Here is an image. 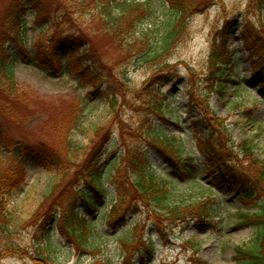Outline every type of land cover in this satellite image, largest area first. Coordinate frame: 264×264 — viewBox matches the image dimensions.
<instances>
[{
  "label": "rangeland",
  "instance_id": "obj_1",
  "mask_svg": "<svg viewBox=\"0 0 264 264\" xmlns=\"http://www.w3.org/2000/svg\"><path fill=\"white\" fill-rule=\"evenodd\" d=\"M13 1L0 0V28ZM21 1L28 9L26 33L22 43L10 38L18 55L16 85L7 84L10 96L0 99V159L6 169L13 168L20 145L43 147L50 154L43 163H21L23 183L5 203L10 230L0 233V264H237L235 248L250 246L256 236L254 228L239 223L238 215L253 212L254 205L242 206L235 187L215 172H205L193 136L199 132L215 140L223 148L216 154L224 155L241 176L258 175V164L264 162V11L254 0H195L172 46L150 61L147 53L163 47V35L175 16L165 0H149V17L129 39L111 31L99 7L106 1L89 0L86 10L79 7L83 0ZM124 1L112 0L115 12ZM69 38L76 46L56 45ZM39 46L54 68L39 64ZM220 47L232 60L217 75L213 91L211 54ZM78 56L89 62L85 72L98 69L103 75L97 91L96 83L68 69L71 60L77 66ZM108 96L117 98L115 109ZM160 104L166 106L165 114L154 109ZM150 126L156 134L187 129L180 141L186 148L180 162L187 167L191 156L197 178H177L178 184L169 179L177 168L144 140ZM128 147L149 154L151 172L159 179L168 176L172 202L191 205L186 221L168 220L169 214L160 209L157 215L150 212L133 189L132 177L120 167L117 180L130 190L126 202L114 206L115 218L126 216L127 223L109 229L106 217L119 198L112 185L117 172L113 166ZM92 153L103 155L104 197L89 186L94 172L76 173ZM78 190L95 197L98 209L91 216L92 236L83 246L65 238L55 209L61 203L83 205ZM201 205L214 214L211 223L196 217L209 216L196 214ZM46 221L45 231H40ZM9 244L19 251H6ZM46 250L48 259L42 261L39 253Z\"/></svg>",
  "mask_w": 264,
  "mask_h": 264
},
{
  "label": "trees",
  "instance_id": "obj_2",
  "mask_svg": "<svg viewBox=\"0 0 264 264\" xmlns=\"http://www.w3.org/2000/svg\"><path fill=\"white\" fill-rule=\"evenodd\" d=\"M102 2L106 1V3L101 4L99 7L104 9L102 14L106 21L110 23L109 27L112 32L116 33L117 36L121 37L128 35V39L133 36L136 30L141 26V24L145 21L143 18L149 17L150 11L148 9L149 0H125L121 4V11L115 12L112 3V0H101ZM166 3L169 4V8L175 12V16L173 18L172 24L167 28L165 34L163 35L162 43L163 47L159 48L156 51H149L147 53L150 61H157L162 56V53L167 51L180 34V32L184 28V15L189 11H192L196 7L195 0H165ZM89 0H83L79 7H83L86 10L88 6ZM255 5L260 7L261 11H264V0H254ZM88 9V8H87ZM26 4L21 0H14L4 18L3 25L0 28V99L3 100L6 97H9L10 94L7 91V84L13 86L16 85V76H15V67L18 60V55L11 47L10 38H14L16 42L22 43L24 42V34L26 33L25 25L26 19L25 15L27 12ZM107 22V24H108ZM225 41V40H224ZM65 43V45L70 48V46H76L77 41L74 42V39L69 38V40H61L56 43V45H61ZM227 43V41H225ZM40 51L38 52L37 60L39 63L44 66L48 65L52 67L50 64V56L43 51V48L40 47ZM162 49V50H161ZM223 49V48H222ZM218 48V51H215L211 54V62L214 64L213 67L215 69L214 72L211 73L212 81H210V89L216 90V82L217 75H219L223 69L226 67L230 61L232 60L228 54H225V49L222 50ZM162 51V53L160 52ZM57 57V56H56ZM53 58V56H52ZM80 57L74 58L77 61V66L74 65L72 60L69 63L68 69L79 76H82L83 79L87 81V83H96V91L99 86L103 83L104 78L103 75L98 72V69H91L85 72L87 68V63L89 62H81L79 61ZM153 59V60H152ZM230 60V61H229ZM229 61V62H228ZM85 63V64H84ZM223 64L221 67L220 65ZM61 68V65H58ZM79 67V68H78ZM85 76V77H84ZM14 85V86H15ZM146 88V87H145ZM145 88L143 90H145ZM139 91L138 93H140ZM108 101L110 108L115 109L117 107V98H109ZM159 104V102H156ZM205 104L209 106L208 97L205 99ZM156 111L165 113L167 112L166 106H162L161 104L156 106ZM83 111H81L82 113ZM80 113V114H81ZM82 114L77 118V124L74 126L77 128L79 125ZM143 124H146L143 123ZM148 128L143 134L144 137L150 141V144L156 146L158 149L162 150L168 158L175 160L178 162L180 158L184 157L186 154V149L183 142L180 138L171 136L169 134L155 133V130H151ZM167 135V136H165ZM143 136H140V138ZM144 138V140H145ZM197 144L200 150L203 153H206L205 157L207 159L208 165L211 168H216L217 171L224 172L229 175L228 169L223 165L220 158H218L215 154V150L210 147V144L214 147L216 144L215 140H202L200 138L196 139ZM215 147H217L215 145ZM43 148V147H42ZM32 148L30 145H21L19 149V153L17 154V158L14 160V167L8 166L6 169V165L2 163V159H0V233L5 234L6 230H10V226L7 225L6 219L8 217L7 210H5V203L8 198L16 192L17 189L20 188L23 181V169H22V159L35 160L38 159L43 163L50 154L45 148ZM246 150H250L248 147ZM59 154V153H55ZM97 154L92 153L89 157V160L83 165L82 168L76 169L78 174L89 175L91 172H94L92 183L93 186H96L98 183L101 184V164L100 158L98 159ZM125 159V160H123ZM127 159V162H126ZM123 160V161H122ZM117 161V160H116ZM150 156L148 153L141 151L137 148L128 147L125 155L121 157V162L117 165L114 164V167L117 168L124 167L125 173L127 175L134 176V180L132 181L133 189L136 193L143 199V202L150 207V212L154 215L159 213V209L161 211H166L169 214L168 220L178 221L185 220L187 218V209L191 208V205H180V203L172 202V193L169 189L170 186H167V178L164 180L159 179L156 174L150 171ZM259 172L258 175L254 176L252 183L249 185H245L241 183L238 187L243 192L242 203L247 206L249 204H255L258 206V212L256 213H240V223L247 225L248 227L255 229V238L252 241L251 245L248 247H236L235 248V261L237 264H264V162L258 164ZM181 173L186 178L192 177V172L188 168L181 167ZM163 177V176H162ZM114 182L118 185V196L116 206L123 204L127 200V190L125 191V185L122 182L117 180V177L114 178ZM115 183V184H116ZM102 185V184H101ZM174 188V187H173ZM101 186V190H102ZM100 190V189H99ZM82 194H85L82 192ZM126 196V197H124ZM124 197V198H123ZM58 204L59 207L56 209V217L60 218L62 224L60 225L61 231L67 236V238L75 240L79 242L80 245L88 244V240L93 231L94 223H92L88 218H85L79 212V209L73 204L64 205ZM88 207L94 209V202H87ZM198 204V203H197ZM113 207L111 210V217H109V221L111 222L116 213V209ZM207 207V206H206ZM158 209V210H157ZM204 209H208L207 211ZM165 212V213H166ZM196 214L198 215H206L210 214L209 207L203 208V205L199 206ZM84 217V218H81ZM49 222L46 221L45 224L38 227L40 231H45V226L48 225ZM50 247H53L50 245ZM6 251L9 252H17L18 247H15L11 244L6 248ZM42 261H45L44 258L48 259L49 252L46 250L39 253Z\"/></svg>",
  "mask_w": 264,
  "mask_h": 264
}]
</instances>
